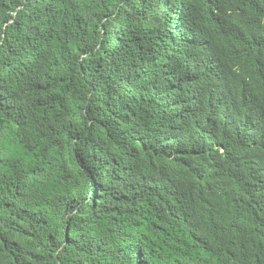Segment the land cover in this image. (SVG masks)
I'll list each match as a JSON object with an SVG mask.
<instances>
[{
	"label": "trees",
	"instance_id": "obj_1",
	"mask_svg": "<svg viewBox=\"0 0 264 264\" xmlns=\"http://www.w3.org/2000/svg\"><path fill=\"white\" fill-rule=\"evenodd\" d=\"M0 264H264V0H0Z\"/></svg>",
	"mask_w": 264,
	"mask_h": 264
}]
</instances>
